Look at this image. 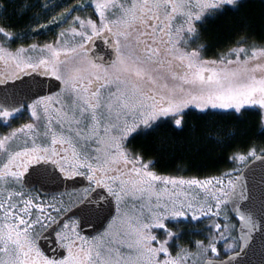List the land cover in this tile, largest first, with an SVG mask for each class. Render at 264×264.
<instances>
[{"label":"snow or ice","instance_id":"1","mask_svg":"<svg viewBox=\"0 0 264 264\" xmlns=\"http://www.w3.org/2000/svg\"><path fill=\"white\" fill-rule=\"evenodd\" d=\"M242 7L0 0V264H245L257 245L264 256V147L232 143L234 126L217 122L255 113L264 136V37L240 17L206 56L205 25ZM53 27L50 42H27ZM189 117L197 144L233 149L229 170L165 174L134 143H163Z\"/></svg>","mask_w":264,"mask_h":264},{"label":"trees","instance_id":"2","mask_svg":"<svg viewBox=\"0 0 264 264\" xmlns=\"http://www.w3.org/2000/svg\"><path fill=\"white\" fill-rule=\"evenodd\" d=\"M22 2L23 0H16L17 5ZM240 17H246L249 20L257 40L264 37V3L262 0H243V7L239 12L230 11L225 16L211 20L205 25V37L211 44L206 53L207 57L214 56L216 46L238 25ZM55 32L58 30L55 31V27H53L51 32L44 31L27 42H50ZM257 120L258 117L255 113L246 117L243 123L230 121L227 118H217L218 123L234 126L235 139L232 143L238 145L254 143L264 147V136L260 135L261 129ZM201 123V121L189 117V126L184 131L173 132L165 128L162 134L166 139L163 143L156 142L155 137H138L134 143L145 146L149 155L157 160V170L162 173L175 174L179 169V175L188 177L204 178L205 176L218 175L219 172L231 168L229 156L233 149L210 143L197 144V138L202 131ZM197 237L195 238L197 239Z\"/></svg>","mask_w":264,"mask_h":264},{"label":"water","instance_id":"3","mask_svg":"<svg viewBox=\"0 0 264 264\" xmlns=\"http://www.w3.org/2000/svg\"><path fill=\"white\" fill-rule=\"evenodd\" d=\"M71 191L72 190L69 189V192H71ZM97 227L99 228V225ZM100 230H102V229H100ZM90 231L91 230L89 228H85V233H88ZM262 259H264V256L261 255V251H260L258 245L256 246L255 251L249 252V254L244 257L245 264H260Z\"/></svg>","mask_w":264,"mask_h":264},{"label":"rangeland","instance_id":"4","mask_svg":"<svg viewBox=\"0 0 264 264\" xmlns=\"http://www.w3.org/2000/svg\"><path fill=\"white\" fill-rule=\"evenodd\" d=\"M57 30L59 31V29L55 28V31H57ZM0 70H2V65H0ZM186 177H188V176H186ZM201 179H203V178H201ZM70 193H71V192H70ZM73 195H74V193H73ZM65 199H68V197L66 196ZM201 238H202V237H199V236L197 237V239H201ZM195 239H196V238H195Z\"/></svg>","mask_w":264,"mask_h":264}]
</instances>
